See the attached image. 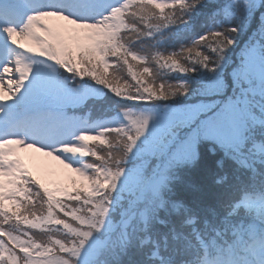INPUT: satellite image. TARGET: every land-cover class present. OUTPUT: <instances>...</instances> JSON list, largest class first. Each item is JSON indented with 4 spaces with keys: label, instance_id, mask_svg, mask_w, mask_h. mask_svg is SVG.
Segmentation results:
<instances>
[{
    "label": "snow or ice",
    "instance_id": "snow-or-ice-1",
    "mask_svg": "<svg viewBox=\"0 0 264 264\" xmlns=\"http://www.w3.org/2000/svg\"><path fill=\"white\" fill-rule=\"evenodd\" d=\"M201 3L115 0L106 12L84 18L66 11L62 0H0V33L18 50L14 60L0 65V114L19 97L26 107L13 128L27 133L0 138V264H95L100 253L94 237L102 229L115 233L105 243L118 260L134 240L141 247L156 246L148 235L134 234L165 223L162 212L190 229L179 234L188 241L180 264H264V178L257 183L256 167L264 165V132H255L264 128V107L249 103L250 95H264V45L242 50L231 85L221 62L239 24L209 30L178 52L156 47L166 38L159 34L186 24ZM242 5L252 15L264 0H242ZM233 8L239 15L241 0L221 12L230 18ZM257 32H264V20ZM141 40L145 43L135 49ZM146 47L151 51H143ZM32 57L58 66L68 78L33 75ZM200 70L209 79L195 90L160 79L169 72L183 76ZM73 81H90L122 101L153 107L123 111L126 123L118 126L89 124L69 113L89 99ZM191 96L199 99L180 107L167 103ZM205 141L214 146L209 151L222 152L219 165L231 160L252 174L223 206V216L212 212L211 222L170 199L175 169L194 163ZM33 153L49 158L47 166L63 179L39 175L26 162L37 160ZM69 156L92 159L73 166ZM114 194L123 201L116 224L107 219ZM152 258H158L156 251Z\"/></svg>",
    "mask_w": 264,
    "mask_h": 264
},
{
    "label": "trees",
    "instance_id": "trees-1",
    "mask_svg": "<svg viewBox=\"0 0 264 264\" xmlns=\"http://www.w3.org/2000/svg\"><path fill=\"white\" fill-rule=\"evenodd\" d=\"M232 4V0H202L201 4L196 6L190 17H186L187 23L180 25L173 29L166 30L163 34L165 39L160 40L156 47L163 50L165 53L178 52L181 46L190 47L194 40L204 35L209 30H220L223 27L236 26L239 28L234 37L233 46L227 50L225 60L221 62V71L226 82L231 85V72L233 68L240 63L242 50L253 45H264V32H257L258 26L261 25L262 13L264 7H259L254 14L248 15L243 10L242 0L239 15H236V9L231 11L233 15L226 18L221 9L227 5ZM214 13L216 14L213 18ZM169 33H172L169 35ZM157 39L156 37L153 38ZM145 41H137L133 47L140 49ZM202 54L213 56V54L206 47H199L197 49ZM143 51H151L146 47ZM192 57L190 56L185 63H189ZM155 68V66H153ZM198 67V66H195ZM111 71V70H110ZM158 71V70H157ZM60 75L68 78V74L60 69ZM160 79L168 83L184 82L191 86L193 90L199 88L202 82L209 79L206 71L200 70L193 72L190 75H183L178 73L162 74ZM80 81H73V85ZM88 84H93L90 81H85ZM159 82V81H158ZM258 82H254L255 87ZM103 89V88H102ZM104 95L99 100H91L88 102L82 111H69L70 114L75 112H88L92 116L108 117L116 112L134 109L147 110L153 105L133 104L131 102L122 101L112 95L106 89ZM231 91V88H229ZM199 97L191 96L187 100L183 97H178L174 101L167 102L172 107H180L185 103H194ZM250 105L256 108L264 107V95L259 92L250 95ZM256 135L259 136L264 132V128H256ZM90 144L92 142H89ZM210 147H214L209 142H202L198 145L199 157L192 164H185L175 169L173 179L171 182L170 199L173 201H180L192 208L200 217L201 221L208 219L212 220V212L217 213V218L223 216L225 204H228L233 197L234 191L237 189L241 181L248 182L252 175L250 170L239 167L231 160L224 159L222 166L218 164L221 161L223 154L216 149L214 152L209 151ZM89 162L92 158H86ZM257 183L264 178L259 173H264V165H257ZM217 181H220L219 183ZM112 204L110 207L109 218L110 222L113 220L115 224L120 220V215H116L118 211L121 214V205L123 201L117 200L115 194L112 197ZM161 220L165 221L163 224L153 223L148 233L137 232L134 235L143 239L145 235L150 237V240H155L156 246L150 242L141 247L139 240H134L133 245L123 255L119 256L117 260L113 252L105 243L110 237H114L115 233L101 230L96 234L94 239L96 248L99 250V255L95 256V264H180V261L185 259L184 250L187 248L188 241L180 238V233L187 235L190 229L181 227L180 220L174 216L160 214ZM112 223V222H111ZM23 227V226H22ZM177 234V238H173V231ZM37 236L42 234L35 230ZM211 235V234H210ZM46 238V237H44ZM195 243V241H192ZM153 251H156L158 258H152Z\"/></svg>",
    "mask_w": 264,
    "mask_h": 264
},
{
    "label": "rangeland",
    "instance_id": "rangeland-1",
    "mask_svg": "<svg viewBox=\"0 0 264 264\" xmlns=\"http://www.w3.org/2000/svg\"><path fill=\"white\" fill-rule=\"evenodd\" d=\"M62 2L65 5L66 11L72 12L73 14H76L84 18H94L98 16L99 14L106 12L108 7L111 4L115 3V0H62ZM1 37L2 35L0 34V49L5 45L7 49L11 48V50L18 51L14 49V47L11 46L10 44L6 42H2ZM0 52H1L0 53V65H2L4 64L3 61L4 62L7 61L6 56H8V54H5L4 50L2 51L0 50ZM30 62L32 63V66H34L36 69V71L34 72V67H33V75H35L36 73L40 71L41 74H44L47 76L55 75V76L67 79V77H63L62 75H60V68L58 66L50 64L49 62H46V61H42L41 58L32 57L30 58ZM79 85L80 87L79 89H77V91L86 92L89 96V99L79 108L70 109L69 111H76L78 109L82 111L81 109H83V107L88 102H90L91 100H99L104 95V90L101 87L88 84L85 81H80ZM25 107H26L25 105L21 103H17V101L16 103L13 102L11 104H8L5 107L4 114H0V138H3L6 134L13 132V131L15 132V134L20 135V136L27 135L25 130H23L22 128H19V127L13 128L14 124L20 123V116H21V113L25 110ZM123 111H126V110H123ZM123 111L116 112L113 115H110L108 117L92 116L88 112H75L74 114L79 115L81 118L86 117L89 124H95L99 126H102L104 124H110L112 126H118L120 124L126 123L122 116ZM133 111L139 113V112H143L146 110H134L133 109ZM27 138L31 139V136L29 135L27 136ZM62 142H68V141L64 140ZM76 159H77V163L75 166H82L83 163H87L86 158H83V160H81V158L77 157ZM26 162L30 165V167L36 170L38 174L43 176L46 180L59 181L63 179L62 176L56 174V171L54 168H49L47 170L46 169L43 170L41 167L37 168L36 166L38 165V160L36 161L28 160ZM119 212L120 211H118L116 215L118 216L120 215L119 218L121 219V214ZM111 222L112 224H115V221L112 220ZM102 230L107 231L105 229H102Z\"/></svg>",
    "mask_w": 264,
    "mask_h": 264
},
{
    "label": "bare ground",
    "instance_id": "bare-ground-1",
    "mask_svg": "<svg viewBox=\"0 0 264 264\" xmlns=\"http://www.w3.org/2000/svg\"><path fill=\"white\" fill-rule=\"evenodd\" d=\"M1 35H2V37H1V41L2 42H6L7 43V40H6V37L2 34V33H0ZM5 44V43H4ZM1 51L2 50H4L5 51V54H8V56H6V58H7V60H14L15 59V55H16V52L17 51H15V50H11V48H9V49H7L6 48V46L4 45L1 49H0ZM1 53V52H0ZM2 60V59H1ZM4 60V59H3ZM3 63H5L4 61H3ZM34 67V66H33ZM36 71V69H35V67H34V72ZM38 73H40V71L38 72ZM35 74V73H34ZM16 101H17V103H18V101H19V97H17V99L16 100H14V101H12V102H9V104H11V103H16ZM26 155H29V154H26ZM32 156H35V157H37V160H38V165H39V167H41L43 170H47V169H49V168H51V167H48L47 165L49 164V163H51L50 161H49V159H47L46 157H40L39 156V154H35V153H33V154H31ZM67 159H68V162H70V163H72L73 164V166H75L76 165V163H77V157H71V156H69V157H66ZM56 167H58V166H56Z\"/></svg>",
    "mask_w": 264,
    "mask_h": 264
}]
</instances>
